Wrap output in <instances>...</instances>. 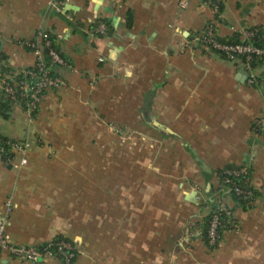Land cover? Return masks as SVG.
I'll list each match as a JSON object with an SVG mask.
<instances>
[{
	"label": "crops",
	"instance_id": "0c3cea01",
	"mask_svg": "<svg viewBox=\"0 0 264 264\" xmlns=\"http://www.w3.org/2000/svg\"><path fill=\"white\" fill-rule=\"evenodd\" d=\"M49 1L0 0L2 63L32 66L23 41L43 28L72 65L35 116L0 117V135L31 141L26 164L0 159L12 241L63 236L74 264H264V130L251 127L263 91L193 37L209 20L221 37L264 27V0H222L217 16L204 0H65L70 20ZM228 164L249 166L254 198L244 208L225 197L236 226L210 248L196 223ZM0 264L62 263L3 251Z\"/></svg>",
	"mask_w": 264,
	"mask_h": 264
},
{
	"label": "built area",
	"instance_id": "2783aa9c",
	"mask_svg": "<svg viewBox=\"0 0 264 264\" xmlns=\"http://www.w3.org/2000/svg\"><path fill=\"white\" fill-rule=\"evenodd\" d=\"M205 4L214 13L219 9L222 0H204ZM182 8L190 5V0H179ZM48 7L56 13L62 14L66 19H71V13L65 9V0H50ZM105 29L104 23L98 25V30ZM263 32L260 34V32ZM49 31L38 28L34 36L25 40L24 44L29 47L35 55V61L31 66L33 69L24 70L20 67L13 74H7L0 79V92L14 102V107H20L29 117L37 110L45 92L50 89H58L64 84L63 78L57 72L60 69L71 68V63L61 56L52 46L49 37ZM241 42L226 44L217 40L219 35L216 32L215 23L212 20L207 21L201 29L194 33V39L205 49L217 53L223 52L225 59L233 63L236 67L244 70L245 81L251 86L260 87L264 96V60L252 65L254 58L264 57V47L254 45L249 41L250 38L259 36L264 39V27L254 25L250 28H244L238 31ZM46 49L50 64L47 65L43 50ZM218 54V53H217ZM243 57V58H242ZM52 64L56 65V72L51 75ZM24 78H18L19 74ZM252 129L256 133L264 130V104L260 113L252 123ZM0 154L4 152V144L8 147L11 158L9 164L22 166L27 163L28 152L31 147V141L27 138L16 139L0 135ZM249 166L239 164L222 171L220 184L222 186L223 197L217 203L216 211L213 213L206 233V243L214 244L218 234L217 229L220 225V214H224L230 228H235L236 220L233 216L232 207L225 201V197L230 193L241 198L246 203H251L254 198L249 178ZM238 180L241 183H238ZM12 202L7 199L5 202V214L0 221V256L3 251L14 259L23 263H39L46 258H63L62 264H70L75 256L73 246L65 239H52L39 245L16 244L12 241L9 233L6 231V224L9 213L11 212Z\"/></svg>",
	"mask_w": 264,
	"mask_h": 264
},
{
	"label": "trees",
	"instance_id": "16d2710c",
	"mask_svg": "<svg viewBox=\"0 0 264 264\" xmlns=\"http://www.w3.org/2000/svg\"><path fill=\"white\" fill-rule=\"evenodd\" d=\"M222 8H223V4L222 2L219 4V9L214 12L215 16H217L218 14L221 13L222 11ZM130 14L127 15V23L130 22ZM218 19V18H217ZM219 20V19H218ZM103 23V22H101ZM215 23V22H214ZM98 24H100L98 21L95 23V26H97ZM254 25H250V26H247L245 28H250ZM259 26V25H258ZM216 27V25H215ZM262 27V26H261ZM110 32V28L109 27H106L105 25V29L103 31H101V33L103 34H107ZM263 32L261 31L260 34H262ZM260 34L259 36H256V37H252L249 39L250 42H252L254 45H257L259 47H264V39H262L260 37ZM49 37L51 39V42H52V46L55 50H57V52H59V54L61 56H64L58 42L56 41V39L54 38V36L49 33ZM218 41L222 42V43H226V44H234V43H239L241 42V38H240V35L237 32L229 35V36H219L217 38ZM25 41H23V45L25 46V48H27L28 50L31 51V49L29 47H27L25 44H24ZM199 43V41H197ZM218 55H220L221 57L223 58H226L225 55L223 54V52L221 51H217ZM43 54H44V57H45V60L47 62V65H49L50 63V59L48 58L47 56V51L46 49L43 50ZM6 58V55L1 51V41H0V79L1 78H4L7 74H13L14 72H16L17 70H20L21 68H12V67H8L6 66L4 63H2V61ZM243 58V57H242ZM264 60V57L260 58V59H256L254 58V60L252 61V65H255L256 63H260ZM56 65L55 64H52V67H50L51 69V75L54 74L56 72ZM24 70H30V69H33L31 66L30 67H23ZM18 78H24L25 76L21 73L17 76ZM46 93V92H45ZM14 107V102L9 99L8 97H5L2 95V93L0 92V117H3V118H7L11 109ZM38 109V108H37ZM37 110L34 111L32 113V117L35 116ZM2 138H6L4 136L1 135ZM1 145V144H0ZM4 152L2 154H0V159L7 165H9L8 163V160L11 158L12 156V153H10V151L8 150V147L4 144ZM236 166L235 164H228L220 169L217 170V176H218V185L216 187H212L210 189V192H209V195L206 199V204H207V210L205 211V213L202 215L201 219L196 223V225L198 226V229L201 233V236L202 238L206 241V233H207V229H208V226H209V221L213 215V213L216 211V208H217V203L219 201V199H221L223 197V191H222V186L220 184V179H221V175H222V171L226 168H231V167H234ZM249 175H250V169H249ZM238 183H241L240 180H238ZM251 186V185H250ZM252 188V186H251ZM253 189V188H252ZM253 194H254V190H253ZM229 197H231L234 201H236L239 205H241L242 207H249L251 205V203H246L245 201H243L241 198L233 195V194H229L228 195ZM220 225L218 226V229H217V234H218V237L215 241L214 244H211V245H208L210 248H215L218 243L221 241V238H222V235H223V232L226 230V229H230L229 227V223L227 222L226 220V217L224 214H220ZM56 239H65L67 241H69V243L73 246V251L75 253V256L73 257V259H71V263L70 264H74V261H75V258H76V249L74 247V245L72 244V242L70 240H68L67 238L63 237V236H57L55 237ZM58 258L60 259L61 263L63 262V258L61 256L58 255Z\"/></svg>",
	"mask_w": 264,
	"mask_h": 264
},
{
	"label": "water",
	"instance_id": "95a60500",
	"mask_svg": "<svg viewBox=\"0 0 264 264\" xmlns=\"http://www.w3.org/2000/svg\"><path fill=\"white\" fill-rule=\"evenodd\" d=\"M245 74H246V72H245L244 70H241V71H240V75L243 77V79H245ZM206 192H207V194L209 195V192H210L209 186H208Z\"/></svg>",
	"mask_w": 264,
	"mask_h": 264
}]
</instances>
